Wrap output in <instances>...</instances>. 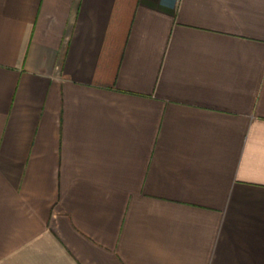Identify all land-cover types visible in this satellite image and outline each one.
<instances>
[{
    "label": "crops",
    "instance_id": "obj_1",
    "mask_svg": "<svg viewBox=\"0 0 264 264\" xmlns=\"http://www.w3.org/2000/svg\"><path fill=\"white\" fill-rule=\"evenodd\" d=\"M0 264H264V0H0Z\"/></svg>",
    "mask_w": 264,
    "mask_h": 264
}]
</instances>
